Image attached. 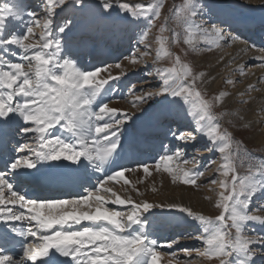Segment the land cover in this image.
I'll list each match as a JSON object with an SVG mask.
<instances>
[{"label": "snow or ice", "instance_id": "6c2138e0", "mask_svg": "<svg viewBox=\"0 0 264 264\" xmlns=\"http://www.w3.org/2000/svg\"><path fill=\"white\" fill-rule=\"evenodd\" d=\"M164 6V0L147 4L134 0H43L42 16L28 10L22 0H10L0 6V264H66L60 257H70L71 264H162L165 258L166 264H197L200 257L218 264H264V235L249 236L246 232L250 223L264 228V215L256 214L264 212V202L252 208L254 198L264 195V156L254 159L244 142L222 127L220 115L213 111L231 93L222 90L206 98L200 86L215 77L197 71L193 62L174 55L167 47L169 41L182 42L186 57L189 52H212L241 39L227 35L220 23L212 21L211 6L202 0H181L169 10L165 21H175L183 31L169 30L167 23L161 27V33L168 30L171 35L156 37L159 48L155 62L162 57L172 58V67L154 69L159 79L155 90L130 89L129 103L138 116L100 100L110 81L127 75L120 62L88 69L81 68L75 58L64 56L65 44L75 27V14H80L129 25L147 21L137 33V44H143L145 50L125 57L138 63L151 54L148 29L160 18ZM65 10H71L73 17L64 16L57 21L58 12ZM21 22L23 30L17 31ZM35 28L41 29L39 35ZM260 59L264 65V58ZM218 60L225 63L222 57ZM113 66L121 69L118 75L110 72ZM246 67L239 66L235 71L244 76ZM237 82L225 80L233 87ZM247 90L257 89L248 85ZM153 101L155 104L150 103ZM177 112L191 119L189 129L173 128L172 117ZM144 117L148 123L139 130L137 138L147 140L162 133L191 147L194 153L203 148L219 154L220 163L209 180L221 189L214 204L220 210L218 215L205 216L174 202L166 205L200 224V234H186V238L200 241L201 247L183 248L186 259L174 251L161 250L172 249L177 240L160 245L145 230L148 221L142 213L165 205L137 202L108 186L119 184L125 192L130 188L137 195H144L137 185L152 175L150 166L139 161L135 167L117 163L125 151L122 137L126 127L134 119ZM57 127L68 134L67 139L55 134ZM251 127L250 121L242 125L246 130ZM17 136L23 139L16 140ZM137 138L127 151L135 150ZM199 139H206L207 143L200 145ZM161 148L155 171L167 173L173 183L200 187L197 181L204 171L196 166L197 157L186 158L183 148L171 149L163 143ZM246 161V172L241 174L239 168L245 167ZM215 163L210 161L205 171ZM188 164L194 166L185 169ZM89 167L103 173L95 184L87 176ZM140 171L144 177L135 183L126 176ZM54 180L78 182L82 192L73 198H32L23 191ZM109 205L129 210L124 212ZM23 222L28 227H23ZM133 225L138 230L128 231ZM17 245L18 252L12 254L10 250Z\"/></svg>", "mask_w": 264, "mask_h": 264}, {"label": "rangeland", "instance_id": "374dc122", "mask_svg": "<svg viewBox=\"0 0 264 264\" xmlns=\"http://www.w3.org/2000/svg\"><path fill=\"white\" fill-rule=\"evenodd\" d=\"M219 1L225 2L224 4L230 7L229 9L232 11V13L229 18L233 20H236L238 16H240L242 18H247L255 21L260 18L259 16H261V18L264 16L263 15L264 8L261 7L255 6L251 8L252 11L250 12L247 11V6H249L248 2L244 3V1H240L236 3V2H232L231 0L230 1L219 0ZM7 2H10V0H0V6H2L4 3ZM134 2L147 4L150 3L151 0H134ZM202 2H206L209 6H211L210 1L208 0H202ZM22 3L26 6L28 10H35L38 12L39 9H41L42 7L43 0H39L38 2H33V3L22 0ZM180 3L181 0H164L165 6L161 11L160 18L156 19L153 22V26L148 29L149 31L148 41L151 45V54L147 57H144L138 63L133 64L130 62V59H126L125 57H130V55L134 51H136V54L138 55L139 52L145 50L143 44H137V39H138L137 33L141 31V29L144 27L147 21H143L139 25H129L125 21L95 19L94 17L91 16L83 17L80 14H75V18H74L75 27L73 28V31L70 34V41L65 44L64 56L67 58H74L73 56L75 54H76L75 56L79 55L75 59L78 60L79 66L81 68H84L87 64L92 63V59L94 58L95 53L98 51L101 50L103 51L102 56L107 54H111L112 56L120 55L121 57L119 59L117 58V60L109 61L106 63L115 65L117 62H120L123 65L124 68L123 70L127 72V75L121 77L118 80L110 81L109 85L106 86V89L108 90L104 93L102 97H100V100L104 102H109V107L127 111L129 113H132L134 117L138 116L139 113L137 112V110L133 108L132 105L129 103V101L132 99L131 95L129 94L130 89L134 87L138 90L139 89L155 90V86L159 83V79L156 76L154 69L157 67L159 68L172 67V58L162 57L159 62H155V53L156 50L159 48V44L156 41V37L160 35H164L165 37H170L171 35L170 31L166 30L163 33L160 32L161 27L165 25V23H167V29L169 30L175 29V31L177 32L183 31V29L179 27L175 23V21L173 20H169L167 22L165 21V17H167L170 14L169 10L174 5H179ZM64 16L73 17V13L71 12V10L58 12V15L56 17L57 21H60L61 18ZM26 19L27 17H25V20ZM204 19L207 20L208 17L205 16ZM211 19L214 22L215 15L213 14V12ZM22 23L23 22H21L20 26H17L16 28L17 31L23 30ZM220 24H223V22H221ZM35 31L38 35L41 33L40 28H35ZM230 32H228L229 35L231 34ZM233 34L235 35L236 31L233 32ZM75 39L77 40L75 41ZM73 41L79 44H74ZM167 47L169 51H171L174 55L179 54L182 56L183 59H187V61L193 62L197 71L209 70L212 67V62H211L212 60L218 63L216 57L219 55V52L217 49H214L212 52H207L201 49L194 54L189 52L185 57L184 54L185 46L182 44V42L177 44L169 41ZM82 48H85L87 50H83L81 52ZM73 52L74 55L72 54ZM8 58L13 60L19 59V57H8ZM260 65L262 64L257 62L249 64L248 65L249 67L248 66L246 67V74H248V69L249 71L252 69L254 70L259 68ZM86 68L91 69L93 67L90 65ZM262 69L264 68L263 67L260 68V70ZM115 70L116 69L114 66L110 69V72L114 76L120 73V72L115 73L116 72ZM226 74L227 75L221 78L222 80L220 83L221 85L220 89L217 88L214 89V87L207 89L206 83L208 82L209 80L208 79L206 83L200 86L201 90L206 93V98H211L213 95L217 94L219 91L222 90L231 93V95L234 94L232 97V100L234 99L233 105L222 106L221 104H218L214 107L213 111L220 115L221 117L220 123L222 127H227L229 131H232L237 140H242L254 159L258 157H262L264 156V123H263L264 117L262 119L256 116L258 115L257 112L255 115H250V120L248 119L247 121L245 119V114L246 115L248 114L246 111L247 103H241V100H243V98L249 95L244 94L243 96H241L238 93H244V92L247 93V90L245 89L246 81L242 79V76L239 75L238 72L230 76H228L229 73ZM104 75L105 74H102V77ZM228 78L238 81L234 87L232 86L234 90H232L230 87H228L226 83H224L225 80ZM261 82L264 83V81L259 80L255 84V88L258 87V91L261 90L262 87ZM137 94H139V92H137ZM150 103L155 104L154 101ZM145 107H147V105H145ZM156 107L158 108L159 105H156ZM241 117L243 119H241ZM172 119L173 120L176 119L174 120V124H173L174 129L179 128L182 130H187L190 128L191 119L186 117L183 113H178V112L174 113ZM229 121H232V124H229ZM249 121L252 123L251 129L246 130L242 128V125ZM145 122H148L147 117H144L139 120L134 119L126 127L124 134L129 133L130 135L135 136L137 132L138 135L139 130L141 129V127L144 126ZM260 139L263 140L261 141ZM198 143L200 145H203L207 143V140L203 141V139H199ZM193 156L197 157L196 166L199 167L201 171H204V176L197 181V183L200 185V187L198 188L183 185L180 184L179 182L173 183L171 177L167 173L155 171L154 169L155 163L149 165L152 170V175L150 177H146L143 183H139L137 185L140 192L144 193L143 196L137 195L135 192L131 191L130 188L127 192H125L124 189L119 184L115 186L110 184L108 186L119 189L123 197L131 196L133 197L132 199H134L137 202H139L142 199V200H147L148 202H151L155 205H162V203L166 204L168 203V198H174V196L177 197L180 193L181 194L184 193L186 196L185 200L187 201L188 204L186 207H189L192 210L194 209V212L196 213H202L205 216H211L214 218L216 215L219 214L220 211L219 209L214 207V204L215 201L218 199V193L221 191V189L218 184L214 185L209 183V180L213 177L214 170L217 167V165L220 163L219 154L215 152L208 153L206 150L201 148V151L194 153ZM185 157L188 159L192 158L186 155ZM201 157H203V159H200ZM213 160H215L216 163L211 164L208 170L205 171V166L209 165L210 161ZM246 165H247V161L245 162V167L239 168L241 174H244L246 172ZM193 166L194 165L192 164H188V165H184V168L185 169L192 168ZM94 173L96 172H91V175H93L94 177H100L102 175V173H98V172L96 174ZM156 174L159 175L160 177L155 176ZM126 176L135 183L137 180L144 177V174L142 171H140L135 174H126ZM165 178L166 180H164ZM220 179H223V177H220ZM153 187L156 188L155 192L151 191ZM209 197L210 199H208ZM261 202H264V195L258 194L253 200L252 208L255 209L256 207H258V205ZM109 207L114 209H119L124 212H127L129 210V208H124L118 205H109ZM164 207H154L150 209L148 212L142 213V217H146L148 221L145 230H149V231L154 230V232L158 233L156 229L157 228L160 229L163 226H166V224L170 221L171 216L173 217L177 215L184 216L185 220L190 221L191 227L185 228L186 233H183L180 236H175L176 238L174 240H177L178 243L174 245L175 247L173 246L172 248L173 250L164 247L163 248L164 250L162 251L169 252L171 250L176 252L178 256H180L182 259H186L182 251L183 248L195 249L201 247L200 241L191 238H186V234H190L192 236L199 235L200 224L198 221H193L190 217H187L186 213H182L178 209L175 208L168 209L166 205ZM256 214L264 215V212H260ZM134 227L138 228V226L136 225H133L132 228ZM151 227H153V229H151ZM259 229L260 230L262 229L264 231V228H262L258 223H250L247 225L246 232L249 236H255L259 234L258 233ZM163 231H165L166 233L167 230L165 229ZM193 256L195 257V253H193ZM166 259L167 258L162 260V264H166ZM197 264H218V262L214 260L209 261L204 257H200L197 259Z\"/></svg>", "mask_w": 264, "mask_h": 264}, {"label": "bare ground", "instance_id": "6f19581e", "mask_svg": "<svg viewBox=\"0 0 264 264\" xmlns=\"http://www.w3.org/2000/svg\"><path fill=\"white\" fill-rule=\"evenodd\" d=\"M208 1H210V3H211L212 12L215 15L214 22H217V23L225 22V23L221 24V27L224 29L225 33L227 35H229L228 32L237 30L238 31L237 34H239L238 36L241 38L239 40H236L234 43L230 42L228 45L222 46L219 49H217L219 52V55L216 57L218 63L216 61L214 62V60H212L211 61L212 67L207 71L204 70L205 72L210 73L211 77H215L214 80L209 78L208 82L206 83V88L210 89V88L214 87V89H216V88L220 89V86H221L220 83L222 80L221 78H223L225 75H227L226 73H229L228 76H230V75H233L237 72L235 70L239 66H242V65L248 66L249 64H252L254 62L261 63L260 58H264V16L262 18H261V16H259L260 18L255 20V21L247 19V18H242L240 16H238V18L236 20H232L231 18H229L231 16L232 11L229 9L230 7L228 5L224 4L225 2H221L219 0H208ZM231 1L236 2V3L240 2V1H244V3L248 2L249 6H247V11H249V12L252 11L251 8L255 7V6L264 8V0H231ZM38 12L40 13L41 16L43 15V12L41 11V9H39ZM232 35H234V34H232ZM252 45H255V47H252ZM83 50H87V49L82 48L81 52ZM72 54L74 55V52ZM75 55H74V57H77ZM102 55H103L102 50L96 52L94 55V58L92 59V63L87 64L86 67H88L90 65L92 67H96L99 64L106 63L108 61L117 60V58L119 59L121 57L120 55L119 56L118 55L112 56L111 54H107L104 56H102ZM221 57L223 58L225 63L219 62L218 58H221ZM229 60H231L232 62L227 63V61H229ZM86 67H84V68H86ZM262 67L264 68V65H260L259 68L254 69V70L252 69L249 71V69H248V74L242 76V79L244 81H246V86H245L246 90L248 88V85H254L255 86V84L260 80L259 78L264 77V69L260 70V68H262ZM122 68H123V65H122ZM115 69H116L115 73H118L121 71V69H117V68H115ZM262 81H264V80H262ZM261 85H262V87H261V90H259V91H258V87H256V89H257L256 91H248L247 90V93L244 92V94L249 95V96L243 98L244 101H248V103L246 105V111L248 114L247 115L245 114V119L247 121H248V119L250 120V115H255L257 112H258V115H256V116H258L262 119L264 117V83L261 82ZM228 87H230L232 90H234V88L231 85H228ZM238 94H240V93H238ZM233 95L226 97L223 104H221V105L222 106L233 105L234 104V102H233L234 99L232 100ZM259 121H261V120H259ZM147 123L148 122H145L144 125H146ZM162 135L163 134L161 133V136ZM168 137L169 136H167L164 139L169 140ZM18 138H20V137H18ZM127 139L128 138L125 137V140H127ZM147 140H148L147 143H148L149 147H147L148 152L145 154V156H147V158L150 157L151 159L158 157L159 154H161L163 151V149L161 148L162 140H160L159 137H156V141H153V139H151V138L147 139ZM260 140L262 141L263 139H260ZM130 141H132V140H130ZM139 141H140L138 143L139 146H145V145H142V142L145 141V139L139 138ZM203 141H206V139H203ZM168 142L164 143V145H168L169 144ZM187 151H193V150L191 147H189L187 149ZM127 158L128 157H125V159H127ZM85 163H87V162H85ZM81 168L83 170L82 165H81ZM91 172H94V171L91 167H89L88 171H87V176H93V175H91ZM102 175H103V173H102ZM155 176H159V175L156 174ZM153 179H155V178H153ZM164 180H166V178ZM181 189H182V187H181ZM113 190L117 191L123 197V195L121 194L119 189L113 188ZM166 190H168V189H166ZM177 191H178V189H177ZM160 196H161V194H160ZM177 197L174 196V198H168V203H166V204L162 203V205H168L169 203H173V202L176 204H181L185 207L188 205L187 201L185 200L186 196L184 193H182V194L180 193ZM193 211H194V209H193ZM169 222H170V226H171L170 230H172V232L176 231L177 233H185L186 232L185 228L191 227L190 221L185 220V217L182 215H177L174 217L171 216ZM136 230H138V228H136L134 231H136ZM258 233L264 234V231L262 229L261 230L259 229Z\"/></svg>", "mask_w": 264, "mask_h": 264}]
</instances>
